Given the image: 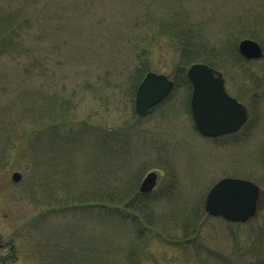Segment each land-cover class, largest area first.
I'll use <instances>...</instances> for the list:
<instances>
[{
    "label": "rangeland",
    "instance_id": "1",
    "mask_svg": "<svg viewBox=\"0 0 264 264\" xmlns=\"http://www.w3.org/2000/svg\"><path fill=\"white\" fill-rule=\"evenodd\" d=\"M181 29L247 108L237 133L196 129ZM244 39L264 51V0H0V264H264V55ZM142 62L179 83L139 116ZM227 177L261 188L246 223L205 212ZM122 196V218L94 206Z\"/></svg>",
    "mask_w": 264,
    "mask_h": 264
},
{
    "label": "water",
    "instance_id": "2",
    "mask_svg": "<svg viewBox=\"0 0 264 264\" xmlns=\"http://www.w3.org/2000/svg\"><path fill=\"white\" fill-rule=\"evenodd\" d=\"M239 52L247 59L263 56L261 45L244 39ZM192 85L191 108L197 130L206 137H219L237 132L247 121L245 106L230 96L222 74L205 63H195L187 71ZM174 82L165 74L149 72L136 92L135 109L140 116L161 103L173 90ZM20 174L13 180L18 182ZM156 182L152 174L141 185V192L150 191ZM261 189L254 182L240 178H224L207 195L205 211L209 216L222 217L233 223H246L259 208Z\"/></svg>",
    "mask_w": 264,
    "mask_h": 264
},
{
    "label": "trees",
    "instance_id": "3",
    "mask_svg": "<svg viewBox=\"0 0 264 264\" xmlns=\"http://www.w3.org/2000/svg\"><path fill=\"white\" fill-rule=\"evenodd\" d=\"M173 38H174V42L177 45V49H178L179 53L181 54V61L178 65L177 69H179L178 74L183 75L184 81H183V78H181V77L178 78L182 82H185L188 86L191 87L190 81L186 75L187 67L191 64L201 62V63L208 64L209 66H211L214 69L217 68L213 62V59L210 58L209 55L202 54L204 51V47L202 46L201 43L197 42L198 36H197L196 32H194L190 29L189 30L188 29H181L176 33V35ZM236 49L237 48H235V46H234V48L232 50L236 51ZM146 66L147 65L144 62H142L141 71L139 72V75L137 78V84L138 85L143 80L144 76L151 71ZM176 82L178 84L179 80H177V81L175 80V87L177 86ZM142 195H144V194L143 193H136V194H133L132 196H133V198L136 199ZM124 198L125 197H123V196L119 197L118 199L116 198L117 200H115V201L118 203V205L112 204L111 206H109L110 207L109 211L106 209L107 203L103 202L105 200H100L99 202H96L97 205L95 204L94 206H97L98 209L102 211L101 213H103L105 216H106V213L108 212L107 214L110 218H113V219H118L119 217L122 218L124 216L121 213H118L116 211L123 210L120 208L119 205H121V203H123V201L125 200ZM138 214L139 213H137L136 216L138 219L140 218L139 222L143 223V221H144V219L142 217V216H144L143 213H141L142 214L141 216H140V214L139 215ZM150 229L153 230V228H150ZM140 230H141V228H140Z\"/></svg>",
    "mask_w": 264,
    "mask_h": 264
},
{
    "label": "flooded vegetation",
    "instance_id": "4",
    "mask_svg": "<svg viewBox=\"0 0 264 264\" xmlns=\"http://www.w3.org/2000/svg\"><path fill=\"white\" fill-rule=\"evenodd\" d=\"M237 99V98H236ZM238 100V99H237ZM239 101V100H238ZM225 136H227V135H225ZM222 137V136H221ZM208 138V137H207ZM215 138V137H214Z\"/></svg>",
    "mask_w": 264,
    "mask_h": 264
}]
</instances>
